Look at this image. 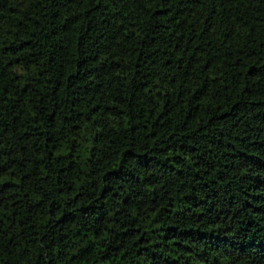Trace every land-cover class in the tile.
<instances>
[{"label": "trees", "instance_id": "trees-1", "mask_svg": "<svg viewBox=\"0 0 264 264\" xmlns=\"http://www.w3.org/2000/svg\"><path fill=\"white\" fill-rule=\"evenodd\" d=\"M0 264H264V0H0Z\"/></svg>", "mask_w": 264, "mask_h": 264}]
</instances>
